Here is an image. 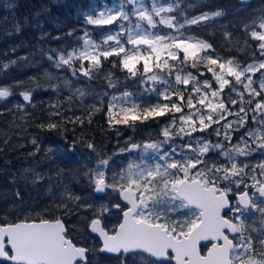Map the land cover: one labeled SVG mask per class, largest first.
<instances>
[{"label": "snow or ice", "instance_id": "1", "mask_svg": "<svg viewBox=\"0 0 264 264\" xmlns=\"http://www.w3.org/2000/svg\"><path fill=\"white\" fill-rule=\"evenodd\" d=\"M134 2L135 0H128V3ZM133 11L139 20L146 21L150 28H155L151 13L145 9L138 13L135 9ZM172 11L171 6H153L152 9L156 16ZM223 15L222 11L211 15L204 13L186 23L197 24ZM119 19H129L122 8L110 15L101 13L97 18L87 16L86 23L111 25ZM160 23L169 28L174 27L172 19L161 18ZM135 27V31L127 33V44L132 46L131 50L119 39L120 33L112 35L109 32L103 43L114 41V46L105 48L84 39L81 51L73 50L66 57L60 55L56 62L57 68L61 65L71 68L73 60H79L81 74L91 79L93 68L99 67L101 63L100 57L107 59L113 55L121 57L123 54L120 64L131 76L137 75V66L143 62V74L148 80L169 85L164 91L154 89L166 103L143 107L141 111L140 105L133 103L127 106L125 101L120 105L117 123L134 124L141 114L147 119L169 111L182 113L185 107L193 110L179 117L181 126L177 132L170 130L175 127L173 118L172 125L162 131L164 141L144 143L142 147L132 143L128 148L122 149L121 151L129 153L139 151L140 154L129 160L126 168L113 173L111 180L104 170L109 167V160H100L95 169H89V181L94 184L96 193L108 195V190L111 189L124 201V204L117 201L111 206L101 204L91 220V231L97 233L103 241L100 251L115 254L120 264H136L137 261L139 264H171L172 260L175 264H264V227L259 230L253 227L251 232L248 231L251 221L257 217L264 223V73H261L258 89L253 87L252 76L247 75H255L264 69V61L242 68L233 60L202 55L211 48L203 40L185 38L183 35L177 37L154 34L142 29L139 23ZM244 27L246 31L250 30L252 39L260 41V56H264V15ZM140 46L145 47L141 49ZM48 59L52 60V57L49 56ZM85 60L88 61V67L83 64ZM201 63L212 74L218 88L208 80L203 83L197 81L191 72L184 74L183 69L177 67L180 64L198 68ZM153 68L159 72L148 75L153 72ZM165 71L169 76L175 72L177 86L187 87L192 83L187 97L183 89H172L171 81L159 74ZM225 88H230L229 102L239 104L237 112H231L221 98ZM232 92L240 99H233ZM244 92L250 97L247 101L244 99ZM80 94L83 96L84 92L80 91ZM9 95L11 92L8 88H0V99ZM21 95L25 102L30 101V92H23ZM123 95L128 97L130 94L125 92ZM256 97L260 99L257 100ZM116 99L113 97V100ZM177 100L180 102L177 103ZM254 101V107H244L245 103L253 105ZM196 104L201 105L202 109L195 110ZM114 107L115 104L110 102V114ZM249 111L253 113L252 121L259 127L245 133L248 139L241 137L237 144H231L232 137L227 131L232 128L233 122L226 121L223 125L224 136L231 144L230 147L219 142L211 145L207 141L197 140L194 145H186L195 155L178 152L175 147L163 148L174 135L184 133L190 136L191 132L202 131L212 123L225 120V114L238 116L239 120L235 123L244 127ZM240 113L244 115L241 116ZM186 125L191 126V131L186 129ZM48 127L55 128L56 125L49 124ZM216 134L220 135L219 130ZM249 140L255 148L249 144ZM88 148L95 150L92 144ZM211 150H218L225 162L209 161L206 157ZM253 153H258L260 159L257 164L250 165L247 158ZM177 156L180 158L176 159ZM240 157L245 159H239ZM199 165L203 167H198ZM40 179L42 177L37 174L34 182H39ZM98 198L103 199V195ZM113 207L122 213V220L108 230L102 218L105 213L111 214ZM65 231V225L59 218L54 221L40 219L38 222L26 219L0 226V264H79V261L87 264L88 250L76 246L66 237ZM252 232L257 235L253 236ZM201 242H205L203 247L207 248V255L201 253ZM257 243L261 246V251L257 250Z\"/></svg>", "mask_w": 264, "mask_h": 264}, {"label": "rangeland", "instance_id": "2", "mask_svg": "<svg viewBox=\"0 0 264 264\" xmlns=\"http://www.w3.org/2000/svg\"><path fill=\"white\" fill-rule=\"evenodd\" d=\"M101 2V5L95 4L90 12L83 14L85 26L98 27L97 25L87 24V16L97 18L101 13L110 15L120 11L121 8L126 14H128L129 19L127 21L119 19L111 25H100L105 26L107 29L105 34L101 35L99 42H96L88 32L84 31L81 34L76 33L74 39L77 44H75L74 48H71L68 51L54 50L41 55L36 51L37 48L34 49L29 44L24 42L17 44L9 40L10 35H12L16 28V20L13 13L14 7L16 6V0H0V88H8L11 92V95L7 98L0 99V118H3L2 122H4H0V130H5L10 122L8 117L15 116L24 106L22 95L19 97L17 93L28 92V90H33L38 87L41 89L37 91V94L39 95L36 96L32 108L37 107L38 105L36 104L38 102H43L44 104L42 107L44 109L51 110V112L57 111L59 115L66 114L69 116H78L82 115V113L92 114L99 112L102 109L108 110L110 102L115 104L112 113H117L120 109V105L125 103V101L127 102V106H131L133 103L138 105L149 104L152 106V104L157 103L156 100L158 98H161L160 95H158V92L154 89L164 91L167 89V84H161L158 82L153 83L147 79V76L144 75L143 72L142 79L147 83V87L145 88V92L138 90L136 92L137 95H134L132 94L133 91H127L126 89L118 91L112 86H109L108 89L93 87L89 83V77L81 74V62L79 60L74 59L71 68L63 65L59 68L56 67V62L60 55L66 57L67 54L73 50L76 52L81 51L84 48V39H89L95 44L107 48L115 45L114 41H109L108 44L103 43L104 38L109 32H111L112 35L120 33L121 35L119 36V39L121 42L125 43L127 49L131 50L132 46L127 44V33L129 31H135L137 23L141 25L142 29L154 33V29H159V27H162L163 29L169 28L160 23L161 18L172 19L173 22V18L169 15L170 12L161 13L160 16H156L155 13L152 12L153 6L157 8L171 6L174 10L173 5L169 2H161L159 0H135L134 3H128V0H101ZM7 5L12 6L8 7ZM134 9L136 10V13L141 9H145L151 13L156 25L155 28H150L146 21L139 20L137 14L133 11ZM184 24L189 25L187 23ZM173 25V28H169L170 30L163 34L180 37L181 34L176 30L180 27H177L174 22ZM257 30L259 31V29ZM85 33L88 35L85 36ZM258 42L260 43V41ZM140 47L143 49L145 46ZM122 55L120 59L122 58ZM49 56L52 57V60L48 59ZM102 59L104 58L100 57V60ZM260 61H264V56ZM260 61L252 62L250 64H258ZM83 64H87L86 67L89 66L87 60L83 61ZM140 65L143 68V62H141ZM140 65H138L137 68ZM246 66L241 67L243 68ZM96 68H93V70ZM20 70L28 71V74L23 77L24 80L22 79V81L18 82V77L13 72L18 73ZM73 70H75V72ZM261 73H264V69L256 72L255 75L252 73L247 74L252 76L254 88H259ZM152 74H155V72L149 73L148 75ZM173 80L175 82V75L173 76ZM213 85L218 88L215 80L213 81ZM237 87L240 88L239 85H237ZM78 90L83 91L84 95L81 96L80 91ZM240 90L243 91L242 88H240ZM125 92H128L130 95L124 97L123 94ZM152 95H154V97ZM231 96L233 99H240L234 92L231 93ZM113 97H116L117 99L113 100ZM249 98L248 93L244 92L245 101ZM226 99L228 100V96ZM256 99L259 100L260 97H256ZM30 100H32L31 97ZM254 103L255 101L252 106L246 104L245 108L248 109L254 107ZM228 108L231 112H237L239 110V104L233 105L228 100ZM200 109H202L201 105L195 107V110ZM63 110H65V112ZM190 111L193 110L187 109L182 113L173 112L170 115L172 117L165 121L154 120L150 124L147 123L148 125L145 124L144 126L137 125L136 123H129L127 126L125 125L126 127H117L115 128L117 132L115 134L116 136H114V140L109 141L103 146L94 147L95 150L88 148L89 144L86 142H82L81 144L77 143V145L69 143L67 148H65V143L61 141L57 143L56 149H53L50 147L53 142L49 139L38 141V145L36 144L37 146H35L38 149L39 145H42V149L39 151L40 160H37L35 163H29L34 161H31L32 157L29 156L25 157V159H21V164L17 167H10L5 163H0V212H2V217L4 219L17 218L20 209L27 208L30 203L36 204V208H39L38 213L45 212V209L42 206L48 203L46 199H51L53 202L55 198L48 197L39 200L33 189L52 185L53 190H46L47 193H50L49 196L51 194L54 196L59 194L63 197L70 196V191L75 189V187L78 189H84V187H79V185L85 186L87 184H92L89 181V176L91 175L89 169H95L100 160H109V167L104 170L106 176L111 180L113 173H118L122 168H126L128 161L138 157L140 154L139 151L133 154H126V151H121L122 149L128 148L132 143L139 144L142 147L144 143H158L164 141L165 137L162 135L163 129L171 126L173 118H175V127H172L170 130L172 132H177L181 126L179 117L182 114H188ZM205 111L207 110L205 109ZM249 114L253 115L251 111H249L247 115ZM198 115L199 111H197V117ZM240 115L243 116L244 113H240ZM225 117V120H221L219 123H212L202 131L198 130L191 132L190 136L185 135L184 133L174 135L168 143L163 145V148L169 149L175 147L178 152L187 155H195L194 152L188 150L186 145L189 143L194 145L197 140H200L207 141L211 145H215L219 141V143L230 147L231 144H237L241 140V137L248 139L245 133L251 129L259 127L253 121V126H247L246 124L244 127H240L238 123H235L239 120L238 116L225 114ZM226 121L233 122L232 128L227 130L232 137L231 144L224 136L225 129L223 128V125ZM198 126L199 122L197 118V127ZM185 127L188 131H191L190 125H186ZM217 130H219L220 135L216 134ZM204 132L207 134H203ZM1 133H3V131H0V134ZM248 142L251 144L250 140ZM251 146L255 148L254 144H251ZM175 158L179 159L180 157L177 156ZM206 158L209 161L215 160L218 163L225 162L218 150L209 151ZM239 159L245 158L240 157ZM259 159L260 157L258 153H253L251 157L247 158L250 165L257 164ZM198 167H203V165H199ZM258 171L259 169H257V172ZM37 174L41 176L42 179H40L39 182H34V177ZM248 183H251L250 179L248 180ZM56 202L57 200L54 201V203ZM257 220L259 221L258 217L255 221ZM255 228L259 230L261 226H258L257 224ZM251 229L252 228L249 225L248 231L251 232ZM245 234L248 233L246 232ZM252 235L255 236L257 233L252 232ZM256 247L258 251L262 250L259 244H257Z\"/></svg>", "mask_w": 264, "mask_h": 264}, {"label": "trees", "instance_id": "3", "mask_svg": "<svg viewBox=\"0 0 264 264\" xmlns=\"http://www.w3.org/2000/svg\"><path fill=\"white\" fill-rule=\"evenodd\" d=\"M159 1L169 2L173 5L174 10L169 15L173 18V22L177 27L184 25V27L179 28L178 33L185 38L191 37L203 40L211 45V48L202 55H210L221 60H233L240 66L262 60L263 56H260L258 48L259 42L252 39L250 30L246 31L244 26L245 24L250 25L253 20H258L259 17L264 15V0H252L246 5L241 4L239 0ZM101 3V0H16V6L13 10L16 28L10 35L9 40L17 44L22 42L29 44L34 49L37 48L36 51L41 55L54 50L68 51L74 48L77 44L74 39L76 33L81 34L84 31L88 32L96 42H99L101 35L105 34L107 28L105 26H85L83 14L90 12L95 4L101 5ZM216 11H222L224 15L213 17L211 20H203L197 24H184L187 20L204 13L211 15ZM168 30L170 29L159 27V29H154L153 32L154 34H163ZM84 66L86 67L87 64H84ZM177 67L182 68L184 74L191 72L196 80L201 83L208 80L213 84L214 78L204 67V63L198 65V68L180 64H177ZM142 72L143 68L140 65L137 75L135 77L131 76L120 64V57L113 55L107 59H102L99 67L92 70V78L88 80L93 87L99 89H108L109 86H112L118 91L126 89L137 95L138 90L145 92L147 87V83L142 79ZM153 72L157 73L159 70L153 68ZM13 73L17 75L18 82H20L22 79L24 80L23 77L28 74V71L20 70L18 73ZM200 73H203V75ZM159 74L164 79L171 81L172 89H183L184 95L187 97L192 83L187 87L184 85L177 86L173 80L175 72L171 76L166 71ZM228 79L235 83L233 78L229 77ZM167 88H169V85H167ZM39 89L41 88L28 90L32 100L24 102L22 110L18 111L15 116H9L8 120L10 122L7 126L5 125V130H0L3 131L0 134V163L17 167L21 164V159L33 156L34 146L40 139L43 141L44 137L52 138L50 141H62L65 146H68L69 143L77 145V143L86 142L96 148L114 140L117 132L115 128L127 126L124 123L116 122L120 118V109L117 113L112 114L109 113V110L102 109L92 114L82 113L78 116H69L66 114L59 115L57 111L51 112V110L44 109L42 107L43 102H38L36 104L38 106L32 108ZM229 92L230 88H225L222 94L227 108L228 100L226 97ZM152 96L154 97V95ZM173 99L176 98L173 97ZM156 101L160 104L166 103L162 98H158ZM176 102L179 103L180 101L177 100ZM246 104H244V107ZM140 106L142 111L143 107L151 105L143 104ZM196 106L200 105L196 104ZM187 109L189 108L185 107L183 111ZM63 111L65 112V110ZM171 113L173 112L169 111L164 115L150 116L147 119H144L141 114L135 123L144 126L154 120L165 121L172 117L170 116ZM251 115H247V126H253ZM2 120L3 118H0V122L4 123ZM49 124H55L56 127L49 128ZM203 134L206 135L207 133L204 132ZM33 191L36 194L38 193V189H33ZM49 206L50 204L47 203L45 208L47 209ZM38 210L36 204L30 203L27 208L20 209L17 218L26 213H38ZM47 212L49 213L50 210L47 209L44 213Z\"/></svg>", "mask_w": 264, "mask_h": 264}, {"label": "flooded vegetation", "instance_id": "4", "mask_svg": "<svg viewBox=\"0 0 264 264\" xmlns=\"http://www.w3.org/2000/svg\"><path fill=\"white\" fill-rule=\"evenodd\" d=\"M17 95L20 97L21 93H17ZM22 101L23 103L25 102L24 100ZM45 139L52 140V138H47V137L43 138V140ZM39 141H42V139H40ZM52 142L53 143H51L50 147L56 149L57 143L59 142L57 141H52ZM65 148H67V145L65 146ZM41 149H42V145H39L38 149L36 146L33 148V156L31 161L33 160L34 161L29 162L30 164H33L37 160H40L39 151ZM125 153L129 154V152H125ZM79 187H84V189H78L75 187V189H72L71 191L69 190L71 193L70 196L68 195L66 197H63L62 195L58 194L59 195L58 197V195L54 196L53 194L49 196L50 193L46 192V190L47 191L53 190L52 185L41 186L40 188H38V193H37V197L39 200L48 197L50 198L54 197L55 198L54 201L57 200V202L54 203V201L52 202L51 199H46V201L50 204V207L47 208L48 210H50L49 213L48 212L26 213L18 218L4 219L2 217V212H0V226L7 225L10 223L22 222L26 219L30 222L31 221L38 222L40 219H48L54 221L57 218H59L62 221V223L65 225L66 237L70 239L76 246L84 247L85 249L88 250L86 253L87 264H120L115 254L100 251V249L103 246V241L97 233L91 231L90 224H91V220L97 214V209L101 204H107L111 206L115 204L117 201H119L121 204H124V201L120 200L118 193L112 192L111 189L108 190L109 192L108 195H104V194L96 193L94 191L93 184H87L85 186L79 185ZM101 195H103V199L98 198ZM77 197L79 199H76ZM45 206L46 205H43L42 207L46 209ZM225 212H227V209H225ZM102 219L107 229L111 230L113 228V225H116L120 220H122V213H119L118 210L113 207L111 209V214L105 213ZM257 224L258 226L264 227V223H262L260 219L259 221L258 220L255 221V219L251 221L250 227L251 228L256 227ZM204 243L205 242H201V253L202 255H207V248L203 247ZM79 264H85V262L79 261ZM136 264H139V261H137ZM171 264H175V261L172 260Z\"/></svg>", "mask_w": 264, "mask_h": 264}, {"label": "water", "instance_id": "5", "mask_svg": "<svg viewBox=\"0 0 264 264\" xmlns=\"http://www.w3.org/2000/svg\"><path fill=\"white\" fill-rule=\"evenodd\" d=\"M252 0H239V2L241 3V4H248V3H250Z\"/></svg>", "mask_w": 264, "mask_h": 264}, {"label": "bare ground", "instance_id": "6", "mask_svg": "<svg viewBox=\"0 0 264 264\" xmlns=\"http://www.w3.org/2000/svg\"><path fill=\"white\" fill-rule=\"evenodd\" d=\"M7 135V134H6Z\"/></svg>", "mask_w": 264, "mask_h": 264}]
</instances>
